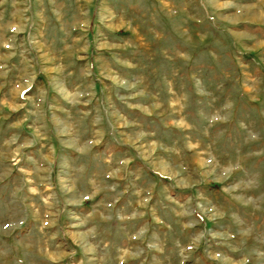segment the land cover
Listing matches in <instances>:
<instances>
[{
    "label": "rangeland",
    "instance_id": "1",
    "mask_svg": "<svg viewBox=\"0 0 264 264\" xmlns=\"http://www.w3.org/2000/svg\"><path fill=\"white\" fill-rule=\"evenodd\" d=\"M263 15L0 0V264H264Z\"/></svg>",
    "mask_w": 264,
    "mask_h": 264
},
{
    "label": "bare ground",
    "instance_id": "2",
    "mask_svg": "<svg viewBox=\"0 0 264 264\" xmlns=\"http://www.w3.org/2000/svg\"><path fill=\"white\" fill-rule=\"evenodd\" d=\"M250 12V11H249ZM249 14H251V15H253V19L254 20H257V19H261L262 18V15H256V14H252V13H249ZM264 16V15H263ZM261 17V18H260Z\"/></svg>",
    "mask_w": 264,
    "mask_h": 264
}]
</instances>
